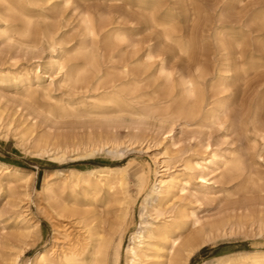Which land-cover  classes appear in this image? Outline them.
<instances>
[{
  "label": "rangeland",
  "instance_id": "rangeland-1",
  "mask_svg": "<svg viewBox=\"0 0 264 264\" xmlns=\"http://www.w3.org/2000/svg\"><path fill=\"white\" fill-rule=\"evenodd\" d=\"M7 1L28 7V0ZM4 7L0 1V258L16 253L19 264H29L52 244L55 221L65 224L74 219L66 212L56 214L60 206L69 205L71 191L63 187L61 174L68 170L122 168L129 192L136 197L123 237L126 246L140 223L145 199L136 195L135 174L143 171L153 186L162 171L155 157L161 161L165 153L170 173L179 172L190 184L168 206L183 209L189 230L217 229L188 264H217L242 254L264 253V233L259 232L264 225V0H39L28 7L33 17L29 38L16 34L23 23ZM88 11L108 13L115 28H121L122 40L111 45L99 37L98 62L104 72L124 58L129 62L132 115L125 116V126L116 133L126 141L133 127L138 139L135 148L128 147L122 155L104 148L90 157L78 156L72 145L86 143L90 135L97 137L102 132L99 124L87 117L61 119L49 114L56 104H90L101 93L94 92L93 84L75 87L64 82V73L53 65L58 60L68 66L80 43L89 42L81 26L82 14ZM168 34L171 40L166 39ZM177 43L188 45L187 54ZM180 77L201 86L202 116L161 121V115L169 108L175 111L182 98ZM224 81L226 90L220 87ZM171 84L176 86L175 97L167 102ZM208 103L226 104L227 118L202 119L212 108ZM41 149L59 150L64 157L54 159ZM210 154L216 156V165L208 164ZM234 161L242 166L228 173L225 164ZM197 162L205 168L204 182L196 180L198 170L190 169ZM6 171L23 181L15 183ZM78 193L81 204L89 202L90 196ZM97 208L102 204L98 202ZM22 214L34 222L27 235ZM195 219L198 223L193 225ZM120 264H125L124 256Z\"/></svg>",
  "mask_w": 264,
  "mask_h": 264
},
{
  "label": "bare ground",
  "instance_id": "bare-ground-1",
  "mask_svg": "<svg viewBox=\"0 0 264 264\" xmlns=\"http://www.w3.org/2000/svg\"><path fill=\"white\" fill-rule=\"evenodd\" d=\"M0 1L4 4L7 13L17 16L23 23V27L16 34L19 37L29 38L33 32V17L28 7H35L39 0H28V7L25 9L14 6L7 0ZM261 20L264 24V13ZM81 26L83 34L89 38V42L80 43L70 55L71 63L68 66L58 60L53 62V65L57 72L64 73V82H72L75 87H87L93 84L94 92L101 91V93L90 104L85 102L56 104L49 114L61 119L87 117L91 118V123L99 124L97 128L102 132L97 137L94 138L90 135L86 143L80 142L72 145L77 148L78 156L90 157L103 151L104 148H107L112 155H122L128 147L134 145L135 148L138 139L136 128L133 129V127V134L127 136L126 141L120 140L117 135L119 133H116V129L125 126V116L132 115L129 62L124 58L118 66H111L105 72L98 62L99 37L103 36L104 42L111 45L115 40H122L121 28H115L108 13L89 11L82 14ZM166 39L171 40L169 34ZM177 46L181 52L187 54L189 50L187 44L177 43ZM152 57V53H149L148 59L150 60ZM220 85L223 89L227 87L225 81ZM178 86L181 88L182 98L175 111L169 112V108L161 115V121L170 123L174 120L186 119L188 116L201 118V113L205 109V101L199 83L191 78H181L178 81ZM175 88L176 86L171 84L167 90L165 96L167 102L174 99ZM208 104L212 105V108L207 110L202 119L218 121L227 118L228 107L226 104ZM148 116L149 114H146L142 117ZM175 145L173 144V146ZM208 148V144L203 147L205 151ZM41 153H51L54 159L64 157V154L59 150L41 149ZM168 159L167 153L163 154L161 161L155 157V161L161 164L162 171L153 186H151V177L146 173L140 171L135 174L138 189L136 195H145V197L143 196L145 199L141 207L140 223L129 235V243L126 246L123 244V237L127 234L128 221L131 218L132 206L136 197L133 198L129 192L122 168H91L85 173L74 170L61 173L64 176L63 187H68L71 191L70 201L69 205L60 206L59 212L56 214L59 216L66 212L74 219L65 224L56 220L53 225L52 244L29 264H120L121 256H124L125 264H188L199 245L210 238L213 231H217V229L199 227L189 230V216L184 213L183 209L175 204L168 206L172 202L171 200L177 199V194L184 195L190 186L189 182H183L180 179L179 172L170 173ZM207 159H209V165H216L214 154H210ZM199 160L202 163L205 162L203 158ZM201 162L191 164L190 167L192 171H199L200 174L195 177L198 182L206 180L203 175L205 168ZM241 166V161L226 162L225 164L228 173L239 170ZM6 173L15 183L24 179L15 173L10 175L7 171ZM251 186L256 187L254 183H251ZM78 190H81L83 196L91 197L88 203L81 204L79 202ZM49 191L53 195L51 190ZM100 196H102L101 199ZM24 197H27V194H24ZM98 202L102 204L101 209L97 208ZM23 213H27V211L25 210ZM28 216L20 215L24 235L30 234L34 227L33 219ZM197 223L198 220L195 219L193 225ZM259 232L264 233V225L260 226ZM238 256L236 260L230 258L226 261L219 260L217 264H264V253H247ZM18 259V254L9 252L0 258V264H19Z\"/></svg>",
  "mask_w": 264,
  "mask_h": 264
}]
</instances>
